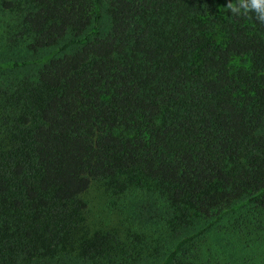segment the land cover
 I'll use <instances>...</instances> for the list:
<instances>
[{
  "label": "trees",
  "instance_id": "16d2710c",
  "mask_svg": "<svg viewBox=\"0 0 264 264\" xmlns=\"http://www.w3.org/2000/svg\"><path fill=\"white\" fill-rule=\"evenodd\" d=\"M227 3L4 0L27 48L52 50L34 79H0V264H199L207 227L149 263L160 244L92 230L82 197L103 179L155 183L181 220L264 212V23Z\"/></svg>",
  "mask_w": 264,
  "mask_h": 264
},
{
  "label": "rangeland",
  "instance_id": "374dc122",
  "mask_svg": "<svg viewBox=\"0 0 264 264\" xmlns=\"http://www.w3.org/2000/svg\"><path fill=\"white\" fill-rule=\"evenodd\" d=\"M3 2L0 0V61L15 59L28 61V64L7 71L0 79L23 84L35 78L41 66L39 59L52 49L33 52L27 48L24 38L18 36L21 30L17 27L20 19L18 11L3 8ZM107 19L105 17L102 21L105 30L109 27ZM82 199L86 206V221L92 230L118 232L124 244L134 241L143 246L141 242L145 241L162 246L161 254L148 259L145 257L144 262L161 260L179 240V234L189 236L207 227L190 244V254H196L193 259L197 263L264 264V212H252L247 206H239L222 220L210 225L212 218L205 219L191 210L181 220L178 217L179 206H173L155 183L143 188L133 185L129 189L124 179L120 183L118 180L95 181ZM137 258L140 260V257ZM25 264L106 263L71 253L56 258H35Z\"/></svg>",
  "mask_w": 264,
  "mask_h": 264
},
{
  "label": "clouds",
  "instance_id": "9594fccd",
  "mask_svg": "<svg viewBox=\"0 0 264 264\" xmlns=\"http://www.w3.org/2000/svg\"><path fill=\"white\" fill-rule=\"evenodd\" d=\"M226 8L235 16H247L253 12L256 19L264 23V0H229Z\"/></svg>",
  "mask_w": 264,
  "mask_h": 264
}]
</instances>
